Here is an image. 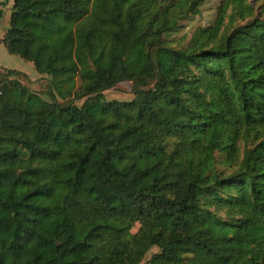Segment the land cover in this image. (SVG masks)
<instances>
[{
    "label": "trees",
    "instance_id": "1",
    "mask_svg": "<svg viewBox=\"0 0 264 264\" xmlns=\"http://www.w3.org/2000/svg\"><path fill=\"white\" fill-rule=\"evenodd\" d=\"M203 1H11L0 264H264V1L172 38Z\"/></svg>",
    "mask_w": 264,
    "mask_h": 264
},
{
    "label": "rangeland",
    "instance_id": "2",
    "mask_svg": "<svg viewBox=\"0 0 264 264\" xmlns=\"http://www.w3.org/2000/svg\"><path fill=\"white\" fill-rule=\"evenodd\" d=\"M12 0H0V38L8 26V17L10 12V5ZM219 0H205L198 7L197 13L191 15L187 19L182 21V27L174 33L171 37L177 38L179 36H185L184 41L190 36L191 30L196 26H205L209 24L215 13V8ZM264 0H257V3H260ZM247 2L256 9V0H247ZM236 23V21L234 22ZM182 40V41H183ZM29 64V65H25ZM2 65V66H1ZM14 70L18 73L14 75L21 84H23L28 89L37 92L43 99H48L46 94L47 90L51 87L47 77L37 74L33 71V66L31 62L25 61L17 55L7 53L3 45L0 43V71L2 70ZM35 72V73H34ZM151 83L148 84V87ZM102 96L104 100H129L131 99V82L127 79H122L117 82L112 87L102 91ZM87 96L77 98L72 101L76 106H80ZM58 102H61L62 99L57 98ZM240 145V150H242V143ZM221 167V166H220ZM220 214H223V211H219ZM137 228V224H134L131 228V232H134ZM157 251L156 247H151L142 257L141 261L138 264H148V258L151 253Z\"/></svg>",
    "mask_w": 264,
    "mask_h": 264
},
{
    "label": "crops",
    "instance_id": "3",
    "mask_svg": "<svg viewBox=\"0 0 264 264\" xmlns=\"http://www.w3.org/2000/svg\"><path fill=\"white\" fill-rule=\"evenodd\" d=\"M11 6V5H10ZM1 9V8H0ZM6 50V49H5ZM8 53V52H7ZM25 65H29V64H25ZM2 66V65H1ZM34 71V70H33ZM35 73V72H34Z\"/></svg>",
    "mask_w": 264,
    "mask_h": 264
}]
</instances>
